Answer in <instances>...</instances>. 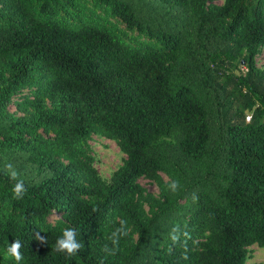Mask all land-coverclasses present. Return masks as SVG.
I'll list each match as a JSON object with an SVG mask.
<instances>
[{"label":"trees","instance_id":"16d2710c","mask_svg":"<svg viewBox=\"0 0 264 264\" xmlns=\"http://www.w3.org/2000/svg\"><path fill=\"white\" fill-rule=\"evenodd\" d=\"M216 2L0 0V264H246L264 247V0ZM93 137L124 156L108 182Z\"/></svg>","mask_w":264,"mask_h":264},{"label":"rangeland","instance_id":"374dc122","mask_svg":"<svg viewBox=\"0 0 264 264\" xmlns=\"http://www.w3.org/2000/svg\"><path fill=\"white\" fill-rule=\"evenodd\" d=\"M216 3L221 4L222 0H217ZM235 65L241 70L246 71V67L243 61H240L239 64L237 62L233 63V65L230 66V69L232 71ZM256 67L264 70V47L261 48L260 54L256 57ZM8 110L10 112H15V105H10ZM16 114L18 116L22 115V113L18 111H16ZM250 116L251 115L248 114V117L246 118L247 121L250 120ZM89 144L92 154L95 158L94 168L98 172L99 176L103 180L108 182L112 173L122 165L124 156L113 141L99 137H93ZM161 176L165 181L168 180L166 174L162 173ZM139 183L147 192L155 195L158 194L156 185L149 180L141 179ZM58 217V214H54L51 216V218H49V221L53 222ZM250 252L251 259H249L246 264H264V247L253 246L250 248Z\"/></svg>","mask_w":264,"mask_h":264},{"label":"clouds","instance_id":"9594fccd","mask_svg":"<svg viewBox=\"0 0 264 264\" xmlns=\"http://www.w3.org/2000/svg\"><path fill=\"white\" fill-rule=\"evenodd\" d=\"M6 167L10 170V178L13 180L17 179V172L13 170V167L11 164L6 165ZM170 187L172 188L173 191L176 190L178 187V182H173ZM13 195L15 198H21L22 193L25 191L23 181L22 180H17L15 183L13 189ZM117 232H120V229L117 230ZM179 226H176L172 230L171 234V239L175 243L179 239ZM173 233H178V234H173ZM126 235V233H123ZM113 236H116V233H113ZM76 237V232L72 228H66L63 230V236L62 238H59L56 243V250L61 251V252H66L69 256L74 255L81 247V244L78 243L75 239ZM41 240L44 238L41 237ZM117 241L113 240V243L115 244ZM21 247V244L19 241H14L11 246L8 248V252L15 258L16 261L21 260V254L19 252V249Z\"/></svg>","mask_w":264,"mask_h":264}]
</instances>
